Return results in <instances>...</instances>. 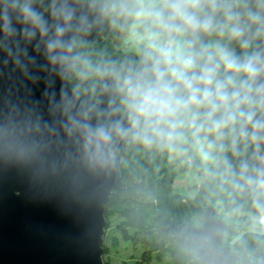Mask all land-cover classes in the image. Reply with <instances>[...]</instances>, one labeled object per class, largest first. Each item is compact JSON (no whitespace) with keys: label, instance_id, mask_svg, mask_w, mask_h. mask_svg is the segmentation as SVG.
<instances>
[{"label":"water","instance_id":"water-1","mask_svg":"<svg viewBox=\"0 0 264 264\" xmlns=\"http://www.w3.org/2000/svg\"><path fill=\"white\" fill-rule=\"evenodd\" d=\"M54 0H33L52 35L63 23ZM75 11L65 39L89 42L112 33L104 0H55ZM5 39L0 28V264H105V209L121 190L131 132L116 70L100 71L95 92L76 66L52 63L39 32ZM46 39V38H45ZM255 83L264 88V79ZM111 131L107 143L95 135Z\"/></svg>","mask_w":264,"mask_h":264},{"label":"trees","instance_id":"trees-1","mask_svg":"<svg viewBox=\"0 0 264 264\" xmlns=\"http://www.w3.org/2000/svg\"><path fill=\"white\" fill-rule=\"evenodd\" d=\"M104 2L112 33L93 43L76 39L83 59L76 66L72 83L80 90L82 78L90 82L95 92L101 70L115 69L119 85L128 77L150 75L152 49L147 45H140L138 52L124 48L142 5L138 0ZM237 10L250 45L244 48L228 39L227 47L241 59L253 52L264 56V33L257 35V25L247 17L249 10L264 15V0H241ZM217 19L222 21L223 17L218 15ZM145 29L159 33L164 40L168 38L149 17L144 22ZM223 36L218 32L202 33L197 47L212 45L214 39ZM254 87L259 86L254 82ZM121 102L128 112L124 93ZM257 119L264 120V110L257 111ZM244 131L247 137L237 124L235 130L224 129L220 138L209 134L208 139L214 144L211 165L201 158L190 133L186 141L177 142L172 148L158 143L145 145L131 134L121 172L123 187L113 192L105 217L107 227L116 219V230L124 242L143 249L141 258L133 264H151L154 259L160 263L166 260L167 264H264V188L248 183L249 177L255 180L264 173V130L256 140L252 139L250 125ZM174 151L178 153L172 158ZM190 172L201 179L190 189L196 191L195 196L176 188L180 176ZM196 219L207 224L208 254L204 257L197 256L191 237L184 230L185 224Z\"/></svg>","mask_w":264,"mask_h":264},{"label":"clouds","instance_id":"clouds-1","mask_svg":"<svg viewBox=\"0 0 264 264\" xmlns=\"http://www.w3.org/2000/svg\"><path fill=\"white\" fill-rule=\"evenodd\" d=\"M240 4L241 0H150L147 7L138 10L137 15L149 17L168 38L161 40L159 33H152L150 75L128 77L120 85L131 128L125 130L117 124L114 130L118 135L131 132L145 145L158 143L172 148L186 141L190 133L205 160L212 158L214 147L209 134L220 138L224 129L235 130L240 124L242 135L247 137L244 129L250 125L252 139H258L264 130V120L257 119V111L264 110V88L254 87V82L264 75V56L253 52L241 59L219 43L197 47L202 33L216 32L222 36L227 32L229 39L249 47L246 27L237 10ZM52 15L63 23H57L49 35L47 22L33 0H0V28L5 39L16 37L15 24L20 23L24 27L19 33L25 39L40 33L52 63L73 67L79 60L73 54L76 41L65 37L74 22L83 24L85 20L76 21L74 9L66 3L57 6L55 0ZM247 17L257 25V35L264 33V15L249 10ZM185 35L192 38H176ZM95 135L107 143L112 133L100 128ZM248 183L264 188V173L255 180L249 177Z\"/></svg>","mask_w":264,"mask_h":264},{"label":"rangeland","instance_id":"rangeland-1","mask_svg":"<svg viewBox=\"0 0 264 264\" xmlns=\"http://www.w3.org/2000/svg\"><path fill=\"white\" fill-rule=\"evenodd\" d=\"M142 7H146V5L149 4V2H146L145 0H138ZM147 21V17L144 15H139L135 25L131 29L129 36L127 37L124 48H127L130 51L138 52L140 45H147L150 44V36L152 32L148 29L144 30V22ZM160 39L164 40L162 36L160 35ZM179 40H185V36H179ZM229 39V36L226 32V34L219 38L214 39L212 41V45H215L217 43L221 44L222 46L227 47V41ZM229 49V48H228ZM230 50V49H229ZM231 51V50H230ZM177 151H174L171 153L172 158H174L177 155ZM201 156V154H200ZM203 159V157L201 156ZM208 165H211L213 161L211 159L205 160L203 159ZM199 177L193 173H186L180 176L178 181L176 182V188L179 191H183L186 194H190V196H195L196 191L190 190L192 187H194L196 184L200 183ZM193 189V188H192ZM116 219H112L110 221V226L105 228V236H104V246L105 253L103 255V260L105 262H109L111 264H133L136 260L141 258V255L143 253V249L141 247L135 248L133 244L124 242L119 232L116 230ZM207 224L206 222L196 219L191 221L190 223H187L184 225V230L188 233V235L191 237L192 244L194 245V248L196 250L197 256L204 257V255H207L208 252H206V241H207V234H206ZM195 253V254H196ZM151 264H167V261L164 260L162 263L158 262L156 259L152 261Z\"/></svg>","mask_w":264,"mask_h":264}]
</instances>
